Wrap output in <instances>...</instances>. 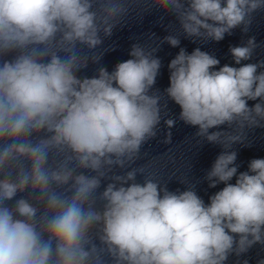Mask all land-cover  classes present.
Segmentation results:
<instances>
[{"label": "clouds", "instance_id": "clouds-1", "mask_svg": "<svg viewBox=\"0 0 264 264\" xmlns=\"http://www.w3.org/2000/svg\"><path fill=\"white\" fill-rule=\"evenodd\" d=\"M142 2L0 0V264H227L264 246V158L238 172L233 149L264 128V61L242 63L254 36L229 47L239 67L168 34L150 49L133 43L111 71L80 75L133 15H171L185 38L220 42L247 34L264 0ZM163 43L179 47L164 95L194 136L222 148L204 179L224 187L207 203L195 185L171 191L130 167L161 123Z\"/></svg>", "mask_w": 264, "mask_h": 264}]
</instances>
